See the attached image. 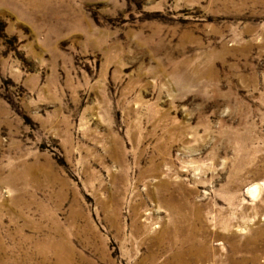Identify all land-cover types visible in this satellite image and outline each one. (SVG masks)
<instances>
[{
	"label": "rangeland",
	"instance_id": "rangeland-1",
	"mask_svg": "<svg viewBox=\"0 0 264 264\" xmlns=\"http://www.w3.org/2000/svg\"><path fill=\"white\" fill-rule=\"evenodd\" d=\"M177 228L264 264V0H0V264H164Z\"/></svg>",
	"mask_w": 264,
	"mask_h": 264
},
{
	"label": "bare ground",
	"instance_id": "bare-ground-1",
	"mask_svg": "<svg viewBox=\"0 0 264 264\" xmlns=\"http://www.w3.org/2000/svg\"><path fill=\"white\" fill-rule=\"evenodd\" d=\"M181 219H183V216H181ZM178 228L174 231L173 236L175 237L174 241L176 243L181 244V245H179V247H181V248L178 249V251H176L177 253L174 255L175 259L173 262L172 261H166V263H164V264H198L200 261H204L207 258V255H208L207 251L209 250V246L204 244L205 242L196 236V232H194L193 228L190 230L189 233H187V235H182L181 231ZM257 234H259V236L264 235V229H262L258 232L256 231L255 235H257ZM256 237H258V236H256ZM250 241H252V240H250ZM250 241H248V242H250ZM51 242H52L51 245H50V243L48 244L51 247H49V248L47 247V250L45 248H42L41 252L44 253L45 258L48 257V254H49V253H47L48 251H53L56 258H57V264H72V262H71L72 257H71L70 252H68L70 250L67 249V247L62 248V245L58 244L55 241H51ZM184 244H186V245H184ZM249 246H250L249 244H246V245L242 244L241 245L238 243L234 246L235 249H234V247H233V249H234V252L237 253V252H239L238 251L239 249L246 248ZM209 252H210V250H209ZM250 257H252V256H250ZM48 258H50V257H48ZM254 258H255V255H254ZM249 259H251V258H248V261H249ZM244 260H247V259H244ZM47 263H49V262L47 260H45V264H47ZM203 263L204 262H202L201 264H203Z\"/></svg>",
	"mask_w": 264,
	"mask_h": 264
}]
</instances>
